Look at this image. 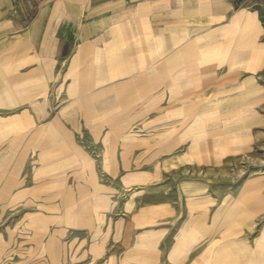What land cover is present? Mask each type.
<instances>
[{
	"label": "crops",
	"instance_id": "0c3cea01",
	"mask_svg": "<svg viewBox=\"0 0 264 264\" xmlns=\"http://www.w3.org/2000/svg\"><path fill=\"white\" fill-rule=\"evenodd\" d=\"M242 9L248 21L264 22V0H0V196H19L56 174L65 184L69 146L93 191L100 173L108 189L115 172L191 145L195 128L217 132L232 148L248 143L264 116L244 113L264 110V94L235 84L215 105L194 110L195 31L227 30ZM164 95L186 96L168 109L171 118ZM125 100L142 105L134 111L142 112L145 145L114 155L128 125L116 118ZM209 143H201L203 157Z\"/></svg>",
	"mask_w": 264,
	"mask_h": 264
},
{
	"label": "rangeland",
	"instance_id": "374dc122",
	"mask_svg": "<svg viewBox=\"0 0 264 264\" xmlns=\"http://www.w3.org/2000/svg\"><path fill=\"white\" fill-rule=\"evenodd\" d=\"M248 14L236 12L221 32L218 25L195 31V112L215 105L235 84L264 94V22L261 16L248 21ZM234 70L239 74L232 78ZM174 97L163 96L164 118L186 100ZM125 101L116 118L128 125L122 142L116 136L112 143L114 155L145 145L139 143L142 112L134 111L142 105ZM256 114L264 110L244 117ZM255 129L248 143L232 148L217 132L195 128L191 147L182 143L115 172L108 189L100 173L93 191L87 189L91 176L78 170L79 151L69 146L65 184L56 174L19 196H0V264H264V120Z\"/></svg>",
	"mask_w": 264,
	"mask_h": 264
}]
</instances>
